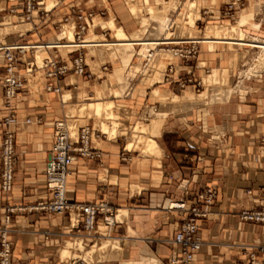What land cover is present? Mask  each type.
I'll list each match as a JSON object with an SVG mask.
<instances>
[{"label":"crops","instance_id":"1","mask_svg":"<svg viewBox=\"0 0 264 264\" xmlns=\"http://www.w3.org/2000/svg\"><path fill=\"white\" fill-rule=\"evenodd\" d=\"M23 1L0 0V46L73 43L74 8L95 15L83 41L91 78L63 76L52 83L61 92H48L44 60L68 62L74 50L36 48L18 57L22 74H28L29 63L37 70L28 74L13 111L14 189H0V248L7 228L12 264H171L184 215L169 207L207 187H216L218 196L207 218L198 221L204 244L193 264L247 261L264 244V227L240 218L243 208L263 203L264 73L242 78L238 91L224 95L241 79L232 70L239 69L244 47L232 42L264 39V0H243L233 17L226 14L233 0H38L40 11L30 20ZM160 39L208 42L198 43V56L184 62L171 52L176 45H153ZM128 41L132 49L120 46ZM4 64L0 51V153L1 122L9 113ZM187 79L200 81L201 89L181 87ZM59 120L67 123L74 143L90 127L91 149L100 154L74 163L67 199L116 207L112 230L99 222L86 235L77 210L33 209L52 196L46 166ZM9 207L15 211L8 224Z\"/></svg>","mask_w":264,"mask_h":264},{"label":"built area","instance_id":"2","mask_svg":"<svg viewBox=\"0 0 264 264\" xmlns=\"http://www.w3.org/2000/svg\"><path fill=\"white\" fill-rule=\"evenodd\" d=\"M38 0H24V17L31 19V15L40 11ZM235 6H243V0H233L227 5L226 14H231ZM104 15V11H101ZM43 16L48 14L42 11ZM95 12L88 9L74 8L71 16L78 22L76 32V43L71 49L74 50L75 56L71 61L45 59L43 70L46 77V91L60 93V86L54 87L53 81L60 77L70 74L78 77H92V73L87 65V47H80L84 41V36L89 30V21L94 17ZM68 20V18L66 19ZM48 44V43H45ZM60 49L57 42L52 44ZM186 45L185 47L178 46ZM174 49V54L186 61L194 59L198 53V43L196 41H187L179 44ZM35 47V46H34ZM37 47V46H36ZM35 50V48L30 49ZM0 51L4 52V76L2 87L4 89L3 103L8 115L1 122L5 126L3 140L1 145V165H0V189L3 193L8 194L13 191L15 185V173L18 166L17 144L14 131L11 126L18 122L13 112L15 101L19 93L26 87L28 74L36 72L37 67L29 63L28 74H22L19 70L18 57L25 55L28 51L24 45L1 46ZM26 123H31L26 119ZM93 137V131L90 127H83L76 143L73 142L67 123L64 120L56 121L54 125V143L46 166L47 188L52 193L48 202H38L33 209L41 212H52L65 214L72 210H77L82 215V232L86 235H92L99 222L112 230L116 224V215L118 209L108 202H95L89 204H72L67 199V184L71 173V168L79 158L96 159L100 157L98 152L91 149L90 142ZM264 146V137L261 140ZM130 160V158H123ZM251 194V191L248 192ZM218 196L216 187L205 188L196 198L186 199L183 197L179 201L171 203L170 209L179 211L184 215L178 232L176 233L173 243L177 246V252L170 259L171 264H193L196 254L203 247V239L198 221L207 218L209 208ZM14 207L7 208L8 215L6 222L10 223V217L14 213ZM240 218L247 223H254L264 227V195L263 203L255 208H243L240 212ZM8 229L5 228L1 234L2 248H0V264H12V244L7 237ZM237 264H264V244L256 246V251H250L247 261H239Z\"/></svg>","mask_w":264,"mask_h":264},{"label":"rangeland","instance_id":"3","mask_svg":"<svg viewBox=\"0 0 264 264\" xmlns=\"http://www.w3.org/2000/svg\"><path fill=\"white\" fill-rule=\"evenodd\" d=\"M248 38H249V40H241V41L252 42V40H254V39L264 41V39H260L258 37L249 36ZM241 41L232 42V43H239ZM128 42L134 44V42H131V41H128ZM156 42L157 43H154V45L160 44V43H158V41H156ZM229 42H231V41H229ZM124 43H126V42L121 43L120 46L124 47L123 46ZM182 46L185 47L186 45H182ZM182 46L179 45L178 47H182ZM132 47H127V48L132 49ZM241 47H244L242 55H241V64L239 65V69H236V71L232 70V74H234L235 76H240L241 79L237 80V82L235 81V83H233V85H231L230 95L233 92L239 90V88L241 87V83H239V81L242 80V78L245 77V78L251 79L252 77L257 76V72L260 73V72L264 71V65L262 64V63H264V56H262L261 49L250 48L247 46H241ZM198 54H199V49H198V53H197L196 57L198 56ZM195 58L190 60V61L184 60V62L194 61ZM186 84H194L197 87V90H200L202 87V84L200 81H198V80L194 81L193 79H187L186 81H183L181 83V87H184ZM218 100H222V99H218Z\"/></svg>","mask_w":264,"mask_h":264},{"label":"bare ground","instance_id":"4","mask_svg":"<svg viewBox=\"0 0 264 264\" xmlns=\"http://www.w3.org/2000/svg\"><path fill=\"white\" fill-rule=\"evenodd\" d=\"M249 36H246V37H243L242 39L243 40H249V38H248ZM191 41H196L197 43H206V42H208L207 40H205V39H192ZM238 41V40H237ZM185 42H187V41H184V40H171V39H160L159 41H158V43H160V44H156L157 46L158 45H166V44H168V45H179V44H181V43H185ZM228 42V41H227ZM78 44V43H80V42H78L77 40L75 41V42H73V43H68V44H62V43H59V44H61V45H57V47L58 48H60V49H67V48H73V47H75L74 45L75 44ZM82 44H80V47H86L88 44H86V43H84L83 41L81 42ZM121 43H123V42H121ZM144 43V42H143ZM154 43H157L156 41H154L153 42V45H154ZM57 44V43H56ZM236 44V43H235ZM238 45H241V46H247V47H250V48H257V49H261V53H262V56H264V41H261V40H258V39H254V40H252V42H245V41H241V42H239V43H237ZM155 45V46H156ZM25 46V45H24ZM37 46V47H36ZM35 47L33 46V45H29V46H25L26 47V49H27V51H29L30 49H33V48H46V49H52V48H55L56 46L55 45H52V44H41V45H36ZM123 46L124 47H132V46H134V44L133 43H130V42H126V43H124L123 44ZM1 47V46H0ZM174 49L175 48H173V49H171V52H172V54L175 56V57H177L175 54H174ZM129 64V63H128ZM263 65H264V63H262ZM262 73H264V71H262V72H260V73H258L257 72V75H259V74H262ZM230 90H228V91H226V93H225V95H224V97L226 96V97H229L230 96ZM218 99H221V97L220 98H216V100H218Z\"/></svg>","mask_w":264,"mask_h":264}]
</instances>
